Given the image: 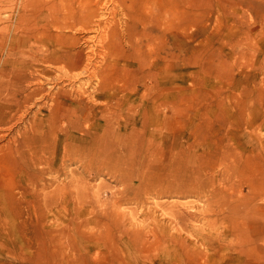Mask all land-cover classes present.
Masks as SVG:
<instances>
[{
  "label": "rangeland",
  "instance_id": "1",
  "mask_svg": "<svg viewBox=\"0 0 264 264\" xmlns=\"http://www.w3.org/2000/svg\"><path fill=\"white\" fill-rule=\"evenodd\" d=\"M192 1L185 30L171 32L169 69L144 78L152 96L144 85L126 92L104 130V106L88 128L59 119L39 128L50 133L48 157L56 136L60 154L105 134L111 151L120 141L122 154L133 152L129 159L100 174L77 160L62 164L63 153L52 172L50 159L9 160L0 175V264H264V0ZM67 106L65 124L79 110ZM142 147L161 150L160 167L157 159L144 167ZM171 165L161 180L170 188L143 181Z\"/></svg>",
  "mask_w": 264,
  "mask_h": 264
},
{
  "label": "bare ground",
  "instance_id": "2",
  "mask_svg": "<svg viewBox=\"0 0 264 264\" xmlns=\"http://www.w3.org/2000/svg\"><path fill=\"white\" fill-rule=\"evenodd\" d=\"M195 5L190 0H0V175L17 154L36 166H49L52 160V172L63 153L62 164L83 162L91 174L121 163L124 155L129 159L133 152L122 154L120 141L111 151L105 134H96L82 148L65 145L60 154L56 136L57 146L48 157L50 133L39 128L58 119L66 129L88 128L93 110L104 106V130L126 92L144 85L143 94L152 96L144 78L154 82L159 67L169 69L171 32L175 24L185 30L187 10ZM105 96L115 103L104 102ZM72 104L79 110L65 124L61 110ZM160 151L140 149L144 162L150 160L147 170L154 159L159 165ZM173 170L174 165L164 166L161 174H143V181L170 188L161 180Z\"/></svg>",
  "mask_w": 264,
  "mask_h": 264
}]
</instances>
